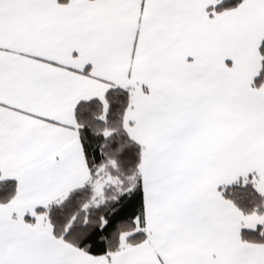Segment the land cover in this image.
<instances>
[{
	"label": "snow or ice",
	"instance_id": "1",
	"mask_svg": "<svg viewBox=\"0 0 264 264\" xmlns=\"http://www.w3.org/2000/svg\"><path fill=\"white\" fill-rule=\"evenodd\" d=\"M0 264H264V0H0Z\"/></svg>",
	"mask_w": 264,
	"mask_h": 264
}]
</instances>
